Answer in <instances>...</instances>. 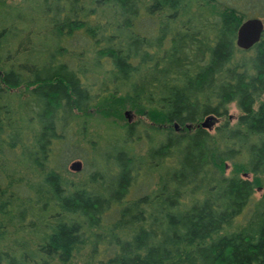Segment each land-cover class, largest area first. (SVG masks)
<instances>
[{
	"label": "trees",
	"instance_id": "trees-1",
	"mask_svg": "<svg viewBox=\"0 0 264 264\" xmlns=\"http://www.w3.org/2000/svg\"><path fill=\"white\" fill-rule=\"evenodd\" d=\"M39 1L47 31L0 28V264H264V30L234 44L264 0ZM90 108L161 134L92 156Z\"/></svg>",
	"mask_w": 264,
	"mask_h": 264
},
{
	"label": "rangeland",
	"instance_id": "rangeland-1",
	"mask_svg": "<svg viewBox=\"0 0 264 264\" xmlns=\"http://www.w3.org/2000/svg\"><path fill=\"white\" fill-rule=\"evenodd\" d=\"M13 8V9H11ZM11 9L9 12H1L0 11V28H7L9 31V35L7 40L14 41L16 33L13 30L12 25L17 21L19 22L18 15L21 18V26L24 31L33 29H37L39 31H47L49 28L46 26L45 20L40 17V9H42L39 0H2L0 3V10ZM263 22L264 20L260 19ZM46 39V36H44ZM43 37V38H44ZM42 41L41 39H39ZM52 41L50 39L45 40V46L50 48ZM31 59V58H30ZM261 100H264V95ZM14 103V102H13ZM227 115H228V123L229 125H234L236 118L239 115V112L235 108L233 104L228 105L227 107ZM124 116V117H123ZM122 119H114L113 117L104 118L101 116L97 109L90 108L87 115H85L80 120L82 122L81 125L84 126V136L82 142L86 144L88 141L92 143L97 142L96 148L92 151V156L97 155H109L113 153L114 141H120L119 134L121 133V128L128 124H136V130L140 132L141 136L147 135L152 138V140H157L160 136L161 132L155 131L153 124H149L145 118L141 115L136 114L134 111L129 109H125L122 111ZM84 121V122H83ZM78 123V120L76 119ZM224 121L223 120H215L212 122L211 128L208 130L209 134H213L214 129L220 126ZM85 141V142H84ZM83 147V145H81ZM133 155H141L143 152L142 142H139L137 145L129 146L127 151ZM65 156V154H63ZM101 158L97 159L101 164ZM78 161L81 164V170L78 173H71L68 171V166L70 163ZM97 162V163H98ZM98 163V164H99ZM100 166V165H98ZM226 174L229 172V163H226ZM65 170L71 174L70 178L73 180H80L82 178L83 173L90 170L88 157H85L84 151H78L77 155L69 159L65 164ZM106 173V172H105ZM250 175H247L246 178L250 179ZM141 188V187H140ZM139 188V189H140ZM138 190V189H137ZM262 191L255 190L253 193L254 200H258L261 196ZM67 264H82L80 261L76 259H71V261Z\"/></svg>",
	"mask_w": 264,
	"mask_h": 264
},
{
	"label": "water",
	"instance_id": "water-1",
	"mask_svg": "<svg viewBox=\"0 0 264 264\" xmlns=\"http://www.w3.org/2000/svg\"><path fill=\"white\" fill-rule=\"evenodd\" d=\"M264 30L263 22L259 19H247L243 21L236 30L235 33V47L241 51L250 50L255 44L260 41ZM215 119L208 117L204 119L198 127L209 130L212 122ZM176 129V126H174ZM81 170V164L78 161H74L69 164L68 171L71 173H78Z\"/></svg>",
	"mask_w": 264,
	"mask_h": 264
}]
</instances>
